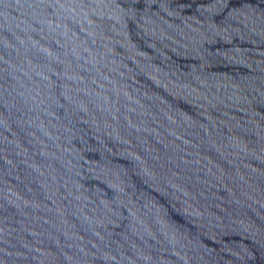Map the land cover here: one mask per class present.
<instances>
[{
  "label": "water",
  "instance_id": "water-1",
  "mask_svg": "<svg viewBox=\"0 0 264 264\" xmlns=\"http://www.w3.org/2000/svg\"><path fill=\"white\" fill-rule=\"evenodd\" d=\"M0 264H264V0H0Z\"/></svg>",
  "mask_w": 264,
  "mask_h": 264
}]
</instances>
